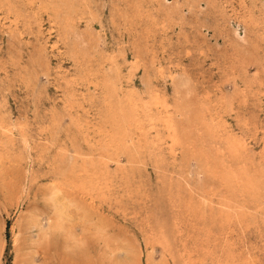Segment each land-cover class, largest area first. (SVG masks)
<instances>
[{"label": "rangeland", "instance_id": "rangeland-1", "mask_svg": "<svg viewBox=\"0 0 264 264\" xmlns=\"http://www.w3.org/2000/svg\"><path fill=\"white\" fill-rule=\"evenodd\" d=\"M0 264H264V0H0Z\"/></svg>", "mask_w": 264, "mask_h": 264}, {"label": "bare ground", "instance_id": "bare-ground-1", "mask_svg": "<svg viewBox=\"0 0 264 264\" xmlns=\"http://www.w3.org/2000/svg\"><path fill=\"white\" fill-rule=\"evenodd\" d=\"M83 43V42H82Z\"/></svg>", "mask_w": 264, "mask_h": 264}]
</instances>
